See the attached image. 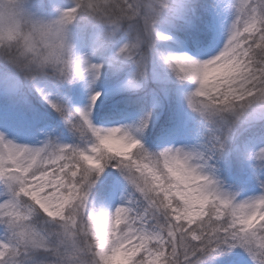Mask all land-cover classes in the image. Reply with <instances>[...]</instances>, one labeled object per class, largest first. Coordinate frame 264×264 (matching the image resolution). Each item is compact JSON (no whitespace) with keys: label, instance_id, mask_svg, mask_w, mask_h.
<instances>
[{"label":"snow or ice","instance_id":"snow-or-ice-1","mask_svg":"<svg viewBox=\"0 0 264 264\" xmlns=\"http://www.w3.org/2000/svg\"><path fill=\"white\" fill-rule=\"evenodd\" d=\"M236 250L264 264V0H0V264Z\"/></svg>","mask_w":264,"mask_h":264},{"label":"rangeland","instance_id":"rangeland-1","mask_svg":"<svg viewBox=\"0 0 264 264\" xmlns=\"http://www.w3.org/2000/svg\"><path fill=\"white\" fill-rule=\"evenodd\" d=\"M230 23V17H228L227 15H225V18H224V30L226 31L227 29V25ZM94 59H99L98 57L97 58H94ZM108 66L106 65V68ZM102 81H103V75L101 77V81H98L97 82V87L98 89H102ZM85 99H86V93H85ZM82 106V105H81ZM67 134L65 135V139H67ZM233 256H234V259H240L243 261V264H248V260H247V257L245 256L244 253H242L240 250H236L235 252H233Z\"/></svg>","mask_w":264,"mask_h":264},{"label":"trees","instance_id":"trees-1","mask_svg":"<svg viewBox=\"0 0 264 264\" xmlns=\"http://www.w3.org/2000/svg\"><path fill=\"white\" fill-rule=\"evenodd\" d=\"M55 119V117H53ZM234 254L226 255L223 258L219 259L217 264H231V262L234 260Z\"/></svg>","mask_w":264,"mask_h":264},{"label":"clouds","instance_id":"clouds-1","mask_svg":"<svg viewBox=\"0 0 264 264\" xmlns=\"http://www.w3.org/2000/svg\"><path fill=\"white\" fill-rule=\"evenodd\" d=\"M5 24H6V21H5Z\"/></svg>","mask_w":264,"mask_h":264}]
</instances>
